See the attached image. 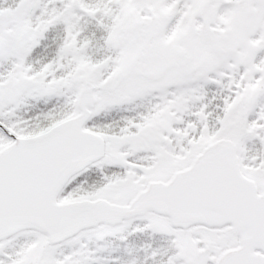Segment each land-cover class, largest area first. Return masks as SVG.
I'll return each mask as SVG.
<instances>
[{
  "label": "snow or ice",
  "instance_id": "1",
  "mask_svg": "<svg viewBox=\"0 0 264 264\" xmlns=\"http://www.w3.org/2000/svg\"><path fill=\"white\" fill-rule=\"evenodd\" d=\"M0 264H264V0H0Z\"/></svg>",
  "mask_w": 264,
  "mask_h": 264
}]
</instances>
